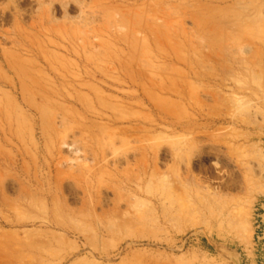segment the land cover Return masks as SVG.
I'll list each match as a JSON object with an SVG mask.
<instances>
[{"label": "rangeland", "instance_id": "1", "mask_svg": "<svg viewBox=\"0 0 264 264\" xmlns=\"http://www.w3.org/2000/svg\"><path fill=\"white\" fill-rule=\"evenodd\" d=\"M263 234L264 0H0V264H264Z\"/></svg>", "mask_w": 264, "mask_h": 264}, {"label": "bare ground", "instance_id": "2", "mask_svg": "<svg viewBox=\"0 0 264 264\" xmlns=\"http://www.w3.org/2000/svg\"><path fill=\"white\" fill-rule=\"evenodd\" d=\"M213 166H214V164H213ZM217 179H219V178H206L205 180H204V183L207 185V189L208 190H212V191H215L219 186H217V188L213 185V183L212 182H214L215 180H217ZM206 189V190H207ZM220 192V191H219ZM213 194V196H215L214 195V192L212 193ZM211 195V194H210ZM212 196V195H211ZM211 196H210V199H215V197L214 198H211ZM167 199H168V197H166ZM202 203V202H201ZM201 203H200V205H201ZM206 203V202H205ZM216 203H218L217 201L215 202V200H213L211 203H210V205H209V203L207 204V206H205L206 207V210H208L209 211V213H212V211L214 210V207L215 206H217V204ZM212 204V205H211ZM215 205V206H214ZM217 207H219V206H217ZM222 207V206H221ZM203 208V207H202ZM231 208V207H230ZM228 211V210H227ZM232 211V210H231ZM215 212V211H214ZM216 212H217V209H216ZM215 212V213H216ZM229 212V211H228ZM230 213V212H229ZM234 213V210H233V212H231L230 213V215H232ZM215 215V214H214ZM229 215V214H228ZM229 215V216H230ZM234 215V214H233ZM224 217V216H223ZM222 217V218H223ZM231 217V216H230ZM233 217V216H232ZM234 217L236 218V214L234 215ZM218 218H220V217H218ZM225 220H226V217H225ZM229 220V219H228ZM227 220V221H228ZM246 220H247V211H245L244 212V215L242 216V218H241V220H237V224H238V226L240 225V226H243V227H246L245 226V222H246ZM219 222H221V220L219 221ZM230 222V221H229ZM228 222V223H229ZM241 229V228H240ZM245 229V228H244ZM249 251V250H248ZM246 253H248V252H246ZM246 256H247V254H246Z\"/></svg>", "mask_w": 264, "mask_h": 264}, {"label": "water", "instance_id": "3", "mask_svg": "<svg viewBox=\"0 0 264 264\" xmlns=\"http://www.w3.org/2000/svg\"><path fill=\"white\" fill-rule=\"evenodd\" d=\"M263 239H264V234H263ZM231 261H232L234 264H243V263H242L241 256H240L239 254H236V258H232Z\"/></svg>", "mask_w": 264, "mask_h": 264}]
</instances>
